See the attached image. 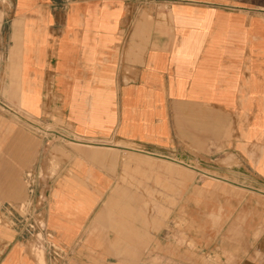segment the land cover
I'll use <instances>...</instances> for the list:
<instances>
[{
	"label": "crops",
	"instance_id": "crops-1",
	"mask_svg": "<svg viewBox=\"0 0 264 264\" xmlns=\"http://www.w3.org/2000/svg\"><path fill=\"white\" fill-rule=\"evenodd\" d=\"M2 99L31 123L0 139V212L45 172L59 264H264V0H0ZM144 157L210 178L184 181L186 238L115 208ZM10 216L0 264H42Z\"/></svg>",
	"mask_w": 264,
	"mask_h": 264
},
{
	"label": "rangeland",
	"instance_id": "rangeland-1",
	"mask_svg": "<svg viewBox=\"0 0 264 264\" xmlns=\"http://www.w3.org/2000/svg\"><path fill=\"white\" fill-rule=\"evenodd\" d=\"M11 102V100H0V126L1 129H3V131H0V139L7 138L8 128L13 129L14 125H27L29 122L31 123V119L29 118V116L26 115L21 109H15L14 107H11ZM38 124L42 125L43 128H40L36 125L35 127L38 131H43L44 134H48L50 132L49 130H53V126L49 123L45 124L38 121ZM144 158L148 159H144L141 162L143 170L136 171L133 169L131 173H129V177L131 178L122 180V182L125 183L128 187V195L124 197L125 199L123 197L115 198L113 202L115 208L117 209V211H121V209L123 211L124 209H126L129 219H134L135 215H138L139 217L141 216L145 237L157 235L159 232L165 231V229L170 228L174 230V233L172 234L175 237H179L181 239L186 238V235L184 233V226L185 224H187V221L185 220L184 209L182 204L180 208H176L179 204V200L183 199V197L181 196V192L184 187V181H191L193 184L199 185L201 183H206V181L210 180V178L201 175L200 177H202L203 180H201V182L199 183H196L194 180L196 175V173H193L195 172L194 170L191 172L188 168L179 165H175V167L171 170L168 169V167H166L165 165L160 164L163 163L162 160H157L158 168L157 170H152L153 166L151 164L154 165V162L156 160L150 157ZM52 161H54L53 156H51L50 167H53ZM226 162V160L220 159L212 160V163H215V165ZM196 165L205 168L214 174L217 173L216 170L214 171L210 167H207L205 165ZM155 166L156 164L154 165V167ZM49 170L50 171H48V173H51V169ZM35 172L40 171L37 170ZM40 174L41 180L45 175V172L42 171V173ZM190 174L191 176H189ZM197 185L196 187H198ZM45 189L47 188L45 187ZM135 191L140 194L135 195ZM193 198H199V195ZM206 199H208L209 202H215L216 197H214V195H208ZM18 201L25 203L26 197ZM18 201L9 200L6 203L3 202L5 203V208H8V202H10L11 204H14L16 209L15 211L13 208H10L7 213L0 212V221L3 222L6 226H9V224L11 223V214L15 216V221L18 227H21L19 226V222L17 221V219H19V217L21 218V214H23L24 211L23 208H20L21 203H18ZM45 223L48 230H50L47 225L46 214ZM52 234L54 236L53 232ZM52 241L56 245H60L55 238H53ZM28 248L38 258L40 263L45 264V248H35L32 242L28 243Z\"/></svg>",
	"mask_w": 264,
	"mask_h": 264
},
{
	"label": "built area",
	"instance_id": "built-area-1",
	"mask_svg": "<svg viewBox=\"0 0 264 264\" xmlns=\"http://www.w3.org/2000/svg\"><path fill=\"white\" fill-rule=\"evenodd\" d=\"M40 177V172L27 171L25 181L29 198L25 203H21L20 208H23L24 213L17 221L28 243L32 242L35 248H45L50 264H59L65 258V251L62 246L56 245L52 241L54 236L46 227L47 193Z\"/></svg>",
	"mask_w": 264,
	"mask_h": 264
},
{
	"label": "bare ground",
	"instance_id": "bare-ground-1",
	"mask_svg": "<svg viewBox=\"0 0 264 264\" xmlns=\"http://www.w3.org/2000/svg\"><path fill=\"white\" fill-rule=\"evenodd\" d=\"M189 167L191 168V167H193V166H189ZM194 168H196V167H194ZM192 169H193V168H192ZM198 169H199L198 171L201 172V173H208V172L205 171V169H204V170H203V169H200V168H198ZM193 170H195V169H193ZM213 175H214V174H213ZM213 177H214V176H213Z\"/></svg>",
	"mask_w": 264,
	"mask_h": 264
}]
</instances>
